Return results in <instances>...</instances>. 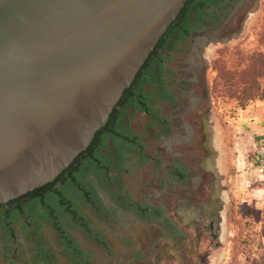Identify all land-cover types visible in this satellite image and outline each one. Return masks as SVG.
<instances>
[{
  "label": "flooded vegetation",
  "instance_id": "flooded-vegetation-1",
  "mask_svg": "<svg viewBox=\"0 0 264 264\" xmlns=\"http://www.w3.org/2000/svg\"><path fill=\"white\" fill-rule=\"evenodd\" d=\"M243 1L222 0L209 25L198 23L183 39L171 37L155 51L149 66L135 80L131 95L135 108H117L107 128L109 133H103L102 142L93 145L100 162L87 165L85 158L92 157L88 152L60 178L57 176L53 185L0 205L5 216L0 219V264H93L70 230L71 226L78 227L88 240L99 243V230L85 223L81 215L84 209L106 226L118 220V209L147 222L152 231L148 239L151 264L173 259L174 263L192 264L202 236L217 239L220 179L208 163L214 151L206 112L201 109L204 93L197 90L195 75L203 73L204 46L217 39L220 30L249 0ZM189 13L192 15V10ZM145 140L151 146L150 153ZM129 158L132 164H126ZM141 166L151 167V178L159 181V192H168L164 204L131 201L119 186L122 172L126 175L138 170L141 174ZM114 238L121 244L120 256L130 257L128 263L117 259L116 264L143 261V250L133 248L123 233H116ZM105 252L108 259L114 257Z\"/></svg>",
  "mask_w": 264,
  "mask_h": 264
},
{
  "label": "water",
  "instance_id": "water-1",
  "mask_svg": "<svg viewBox=\"0 0 264 264\" xmlns=\"http://www.w3.org/2000/svg\"><path fill=\"white\" fill-rule=\"evenodd\" d=\"M187 0H0V205L86 150Z\"/></svg>",
  "mask_w": 264,
  "mask_h": 264
},
{
  "label": "rangeland",
  "instance_id": "rangeland-1",
  "mask_svg": "<svg viewBox=\"0 0 264 264\" xmlns=\"http://www.w3.org/2000/svg\"><path fill=\"white\" fill-rule=\"evenodd\" d=\"M263 6L264 0H249L241 5L230 22L220 30L217 39L204 46L201 60L203 73L195 75L198 80L197 90L204 93L201 109L206 112L205 120L213 140L211 145L217 163L215 170L220 179L218 185L222 196L218 237L213 240L202 236L191 260L192 264H264V182L256 180L250 168L254 145L262 138L255 139L250 126L264 125V101L255 99L241 107L233 99L212 92L211 84L214 77L211 72L212 62L222 61L229 72L232 68L247 65L251 53L261 49L258 33L262 27ZM144 144L150 153L148 140ZM125 162L132 164V158ZM142 166L141 174L138 170L126 175L122 172L118 179L119 186L131 201L155 200L164 204L168 192H159L156 187L159 181L151 178L154 176L151 167ZM83 211L85 214L81 215L85 223L92 224L94 230L98 228L96 234L99 243L88 240L85 231L78 227L71 226L70 230L72 236L77 238L80 249L88 251L87 256L93 264H116L117 259L128 263L129 256H120L121 244L114 238L116 233H123L133 248L143 250V261L139 263L131 260L132 264H151L152 261L148 259L151 243L148 239L152 231L147 222L139 221L130 211L118 209V220L114 219L106 226L100 220H95L86 209ZM153 237L156 239L158 236L154 233ZM191 247L190 244L189 249ZM105 250L114 257L108 259ZM158 255L155 253V256ZM105 257L111 259L110 262ZM172 261L174 259L169 263L163 260L159 264H178Z\"/></svg>",
  "mask_w": 264,
  "mask_h": 264
},
{
  "label": "trees",
  "instance_id": "trees-1",
  "mask_svg": "<svg viewBox=\"0 0 264 264\" xmlns=\"http://www.w3.org/2000/svg\"><path fill=\"white\" fill-rule=\"evenodd\" d=\"M221 1L222 0H187L184 3L175 19L169 24L136 73L130 86L122 93L116 106L112 109L105 125L94 134V137L86 150L80 153L72 163L58 175V178L71 169L72 165L80 158L86 157L88 152L92 157L89 159L85 158L87 160V165L89 163L95 164L101 161V156L97 154V150L93 149V145L96 142L101 143V139L104 137L103 135L109 133L107 132V128L111 125L119 108H122V110L127 106L135 108V105H132L133 99H131V95H133L132 89H134L135 80L140 76V72L142 70L144 71V69L149 66V61L152 58V55L158 48L162 47L164 41H168L171 37H175L176 40L183 39L184 36H186L187 30L195 27L198 23L209 25L211 23V18L215 17L214 9ZM191 10L193 13L192 15L189 13ZM262 15V27L258 33V44L261 49L251 53V59L248 61L247 65L245 64V66L238 69L237 67L232 68L229 72L222 61L216 60L212 62L211 65V72L214 73V77L211 79L212 92L221 94V96H224L225 98L233 99L241 107L245 106L248 101L255 99L264 101V6L262 9ZM115 121L116 124L119 122L117 119ZM111 135L114 136L113 134ZM112 136L111 138L113 139L114 137ZM51 185H53V182L42 186V188H47ZM31 193L32 192H28L12 201L29 196ZM3 217L5 216L0 213V219Z\"/></svg>",
  "mask_w": 264,
  "mask_h": 264
},
{
  "label": "built area",
  "instance_id": "built-area-1",
  "mask_svg": "<svg viewBox=\"0 0 264 264\" xmlns=\"http://www.w3.org/2000/svg\"><path fill=\"white\" fill-rule=\"evenodd\" d=\"M250 168L253 177L258 181L264 182V137L260 138L254 145Z\"/></svg>",
  "mask_w": 264,
  "mask_h": 264
},
{
  "label": "crops",
  "instance_id": "crops-1",
  "mask_svg": "<svg viewBox=\"0 0 264 264\" xmlns=\"http://www.w3.org/2000/svg\"><path fill=\"white\" fill-rule=\"evenodd\" d=\"M250 130L252 131L253 133V136L254 138H258V137H264V125H260V126H254V124L252 126H250ZM213 140L210 138V144H212ZM212 148V147H211ZM209 165H211L212 167H214V169L216 168V159H215V156L210 158L209 161H208ZM216 172V171H215ZM216 175L218 176L217 172H216ZM219 177V176H218ZM218 192V198H221L222 196V191L221 189L219 188V190H217ZM220 200V199H219ZM221 214V213H220ZM214 216V215H213ZM219 216V212H217V216L216 218ZM215 218V219H216Z\"/></svg>",
  "mask_w": 264,
  "mask_h": 264
}]
</instances>
